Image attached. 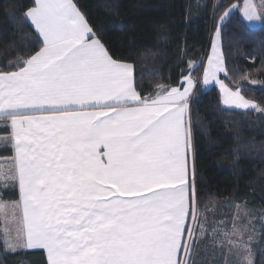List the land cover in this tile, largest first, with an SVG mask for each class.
Returning <instances> with one entry per match:
<instances>
[{
  "label": "snow or ice",
  "instance_id": "1",
  "mask_svg": "<svg viewBox=\"0 0 264 264\" xmlns=\"http://www.w3.org/2000/svg\"><path fill=\"white\" fill-rule=\"evenodd\" d=\"M24 16L42 47L0 71L19 189L15 244L46 250L48 264H191V80L184 91L142 97L132 66L112 57L74 0H33ZM245 16L256 18L253 5ZM224 71L210 58L204 82ZM217 83L225 105L255 107Z\"/></svg>",
  "mask_w": 264,
  "mask_h": 264
},
{
  "label": "trees",
  "instance_id": "2",
  "mask_svg": "<svg viewBox=\"0 0 264 264\" xmlns=\"http://www.w3.org/2000/svg\"><path fill=\"white\" fill-rule=\"evenodd\" d=\"M244 0H74L89 25L117 61L134 67L142 97L159 86H180L197 79L211 37L226 10ZM33 0H0V71L26 60L42 40L24 16ZM224 74L232 90L264 110V21L249 26L237 10L220 27ZM194 184L197 206L232 200L264 212V112L225 106L214 85L198 83L190 101ZM8 127H0L7 134ZM13 155L0 146V159ZM1 198L18 200L16 186ZM263 250L254 264H264ZM0 264H48L43 250L9 251L0 237Z\"/></svg>",
  "mask_w": 264,
  "mask_h": 264
},
{
  "label": "rangeland",
  "instance_id": "3",
  "mask_svg": "<svg viewBox=\"0 0 264 264\" xmlns=\"http://www.w3.org/2000/svg\"><path fill=\"white\" fill-rule=\"evenodd\" d=\"M246 3L253 5L256 11V18L251 21H249L245 16ZM233 10H237L245 22L251 27H259L264 21V0H244L241 7H231L229 12ZM226 17L227 16L224 15L220 18L217 27L212 34L208 55L203 59L202 70L198 78L193 79L188 74L182 79L180 86H175L180 91H184V88L188 87L187 81L191 80L189 102L191 101L198 83H201L204 88L215 85L221 92V101L223 103L224 93L221 89L220 83H217V80L223 82L221 80V75L224 74V72L217 73V79L209 80L208 83L204 82V75L206 69L209 68L210 58L213 63H215L217 58H219L224 68L219 36L221 24L224 22ZM185 78L186 81L184 80ZM171 88L173 87L159 86L153 96L161 95L163 92L161 89L171 90ZM250 102H252L255 107L249 109H256L264 112V110L257 107L253 101ZM225 106L243 109L237 108L235 105ZM2 126H5V124L0 121V127ZM5 137H7L5 134H0V146L9 140H5ZM14 177L12 165L7 161V159L1 158L0 237L9 251L22 249L28 250V248L23 246V244H15V237L21 226L20 209L14 210L11 207L12 202L15 201H8L1 198L2 190L12 189L15 185ZM197 208L199 209V225L191 218L188 227L193 229L192 235L189 236L186 233L184 238L185 241L192 245L191 264H254L256 255L263 250L261 231L264 228V212L262 210L252 208L242 203H234L232 200L227 199L212 204H206L201 209L198 206ZM5 232L7 233L6 235ZM6 240L7 243H5ZM180 258L186 259L187 257L181 253Z\"/></svg>",
  "mask_w": 264,
  "mask_h": 264
},
{
  "label": "crops",
  "instance_id": "4",
  "mask_svg": "<svg viewBox=\"0 0 264 264\" xmlns=\"http://www.w3.org/2000/svg\"><path fill=\"white\" fill-rule=\"evenodd\" d=\"M27 21L31 25L30 20L27 19ZM31 26L34 29V26L33 25H31ZM35 32L37 33L36 30H35ZM40 38L42 40V37H40ZM119 62L126 63V64H129V65L132 66L131 72H132V76H133V80H134V67H133V65L131 63H129V62H123V61H119ZM184 80L186 81V78ZM169 91H170V89H169ZM163 94H164V92L161 93V95H163ZM157 96H159V95H157ZM157 96L155 95V96H151V97L152 98H156ZM189 100H190V96H189V92H188V95H187V97H186V99L184 101V103L186 104L185 112H184L185 127L190 130V141H191V147L188 150V179H187V183L189 185L190 192L193 189H194V192H195V184H194V163H193V142H192V131H191V122H190V102H189ZM130 106H133V105H130ZM0 121L3 124H5V125L7 124V127L9 129V132L7 134H5L8 137L9 140L6 141L5 144H9L12 147V149H13V155L11 157H9V158H3V159H7V161L12 165L13 174L15 176L14 165H13L14 145H13L12 139L10 138L11 137V133H12L11 123H10L11 117L10 116H4L2 113H0ZM14 184H15L14 186H16L17 187V190H18V200H19L18 181L16 179H14ZM190 219H191V216L188 218V220L186 222L187 223V226H189ZM28 250H43V249H28ZM43 251H44V253L46 255V258H47L46 250H43Z\"/></svg>",
  "mask_w": 264,
  "mask_h": 264
}]
</instances>
